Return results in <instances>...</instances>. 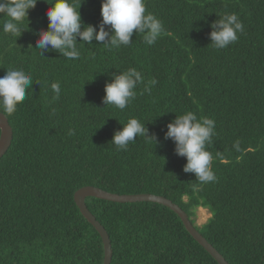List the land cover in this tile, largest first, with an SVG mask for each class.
Here are the masks:
<instances>
[{
  "label": "trees",
  "instance_id": "16d2710c",
  "mask_svg": "<svg viewBox=\"0 0 264 264\" xmlns=\"http://www.w3.org/2000/svg\"><path fill=\"white\" fill-rule=\"evenodd\" d=\"M101 2L83 0V25L98 30ZM52 3L37 0L18 37L2 31L0 17V77L11 66L34 82L16 112L5 114L13 137L0 158V264H103L102 238L74 200L86 185L161 195L192 223L194 210L208 207L211 216L195 227L228 263L264 264V0H144L164 27L153 45L135 31L130 45L112 50L77 37L75 60L37 48ZM225 13H235L244 30L216 49L210 25ZM129 68L143 76L135 98L123 110L105 106V85ZM186 112L215 121L206 145L212 182L185 172L186 157L165 136L168 123ZM130 118L153 141L137 136L117 150L112 137ZM85 202L109 234L111 264H219L167 206Z\"/></svg>",
  "mask_w": 264,
  "mask_h": 264
},
{
  "label": "clouds",
  "instance_id": "9594fccd",
  "mask_svg": "<svg viewBox=\"0 0 264 264\" xmlns=\"http://www.w3.org/2000/svg\"><path fill=\"white\" fill-rule=\"evenodd\" d=\"M37 0H0V17H6L2 24L4 33L19 36L27 29V12L33 8ZM83 0H53L46 10L48 20L47 30H41L36 41L37 48L44 51L55 50L67 59L75 60L80 57L77 37L84 43L93 39L102 42L108 50L118 49L130 45L135 33H143L144 42L151 46L164 32L163 23L152 13L146 12L144 0H102L100 15L102 17L98 30L92 25H83L79 13V6ZM105 25L109 30H105ZM212 31L210 39L212 47L226 48L238 39V33L243 32L244 25L235 13H225L210 25ZM108 38L107 43H103ZM39 55L43 56L41 52ZM143 81V76L136 68H129L115 76L112 82L105 85L104 105H111L117 109H125L135 98L137 86ZM32 77L23 69L8 67L0 77V115H13L17 105L26 97V90L33 84ZM155 85L157 81L150 82ZM53 99L59 100L61 86L59 82L50 85ZM145 92L150 88L145 86ZM71 135L72 132L70 131ZM147 129L137 118H130L122 128L115 132L111 142L117 150H126L129 143L137 136L147 137ZM215 135V121L203 117L198 119L193 112H186L168 123L166 138L175 143L177 155L186 157L184 171L193 173L201 183L212 182L216 179L211 170L212 154L206 150V145ZM153 141V138H149Z\"/></svg>",
  "mask_w": 264,
  "mask_h": 264
},
{
  "label": "water",
  "instance_id": "95a60500",
  "mask_svg": "<svg viewBox=\"0 0 264 264\" xmlns=\"http://www.w3.org/2000/svg\"><path fill=\"white\" fill-rule=\"evenodd\" d=\"M13 137L12 127L8 122L5 114L0 115V158L8 150ZM87 197H97L100 199L115 201V202H137V201H151L169 207L174 211L183 222L186 230L190 235L219 263L229 264L223 255L198 231L195 225L190 221L187 213L172 200L161 195H154L150 193L138 194H117L106 191L102 188L86 185L77 189L74 193V200L83 216L93 225V227L100 234L104 246V260L103 264H111L112 246L108 232L104 226L96 219V217L88 209L85 199Z\"/></svg>",
  "mask_w": 264,
  "mask_h": 264
},
{
  "label": "rangeland",
  "instance_id": "374dc122",
  "mask_svg": "<svg viewBox=\"0 0 264 264\" xmlns=\"http://www.w3.org/2000/svg\"><path fill=\"white\" fill-rule=\"evenodd\" d=\"M208 209V207L199 206L194 210V214L191 217L194 225L201 227L208 220L211 216V212Z\"/></svg>",
  "mask_w": 264,
  "mask_h": 264
}]
</instances>
